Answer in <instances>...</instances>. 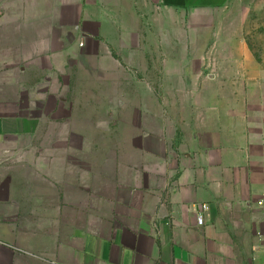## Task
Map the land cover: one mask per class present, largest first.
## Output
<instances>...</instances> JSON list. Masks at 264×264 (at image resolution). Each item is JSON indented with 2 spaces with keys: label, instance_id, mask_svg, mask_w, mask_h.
<instances>
[{
  "label": "crops",
  "instance_id": "crops-1",
  "mask_svg": "<svg viewBox=\"0 0 264 264\" xmlns=\"http://www.w3.org/2000/svg\"><path fill=\"white\" fill-rule=\"evenodd\" d=\"M232 1H10L16 14L0 17V49H30L40 73L56 56L85 57L79 71L88 56L113 71L101 63L110 60L129 80L113 86L146 89L143 143L132 144L143 159L104 191L97 171L88 181L85 161L73 181L75 145L48 146L64 154L44 158L43 145L25 139L24 116L7 107L23 97L22 70L0 56V246L10 264H264V67L249 62L241 38L220 48L216 18L206 16ZM45 160L48 178L24 176Z\"/></svg>",
  "mask_w": 264,
  "mask_h": 264
},
{
  "label": "rangeland",
  "instance_id": "rangeland-1",
  "mask_svg": "<svg viewBox=\"0 0 264 264\" xmlns=\"http://www.w3.org/2000/svg\"><path fill=\"white\" fill-rule=\"evenodd\" d=\"M10 1L12 0H0V17L7 11L16 14L15 6L12 8ZM6 3H9L8 8ZM26 9L29 14V8ZM26 14L25 10L23 16ZM31 14L32 12L29 15ZM178 16L183 18L182 29L190 31L187 18L189 14L180 13ZM206 16L216 18L213 28L214 31L222 33L223 43L220 48L237 47L239 44H235L232 39L241 38L253 52L249 62L264 67V0H233L226 8ZM7 42L15 43L12 40ZM1 55L8 58L9 68L10 65L14 67L17 64L22 70L20 75L24 81L23 97L19 98L20 103H9L7 107L9 110H18V113L21 111L29 134L25 139L29 138L28 142L43 145L38 154L44 158L52 154L63 155L64 153H58L60 151H54L55 149L48 146L75 145L76 151L72 153V161L76 163L73 167L76 166L79 174L73 176V181L77 183L80 180L79 163L85 161L84 170L88 181L96 183L95 179L90 178L92 179L97 171V175L102 177L104 191L110 190L115 184L113 178L118 175V170L121 175H130L128 164L143 159L140 152L132 149V144L143 143L142 137L139 136L143 126L138 106L146 91L144 87L113 86L117 85L116 83L127 84L128 75L116 71V66L110 60L101 63L110 69L113 68V71L97 70L95 56H88V70L82 71H79V66L84 65L85 57L56 56L55 65L45 63V70L40 73L36 65L30 63L33 59L28 48L18 46L17 49L12 48L11 52L0 49ZM143 58L139 57V60L142 61ZM125 59L129 61L133 57L126 56ZM134 60V64L138 65V58ZM50 67H54V70H50ZM131 74L133 79H143L142 72ZM36 130L37 133L33 137L30 136V131L35 133ZM82 146L87 150L83 148L80 151ZM45 161L43 166L29 163L23 169L24 176L40 174L48 178L46 170L49 163ZM57 166L56 174L62 176L63 161L57 162ZM0 259V264H10L9 261L13 260L1 246Z\"/></svg>",
  "mask_w": 264,
  "mask_h": 264
},
{
  "label": "built area",
  "instance_id": "built-area-1",
  "mask_svg": "<svg viewBox=\"0 0 264 264\" xmlns=\"http://www.w3.org/2000/svg\"><path fill=\"white\" fill-rule=\"evenodd\" d=\"M259 205L264 209V197L259 200ZM209 210V207L206 203H202L199 205V212H198V224L204 225L205 224V214ZM259 237L264 239V226L263 229L258 233Z\"/></svg>",
  "mask_w": 264,
  "mask_h": 264
}]
</instances>
